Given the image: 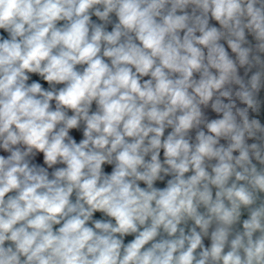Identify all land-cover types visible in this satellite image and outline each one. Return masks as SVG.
<instances>
[{"label":"clouds","instance_id":"9594fccd","mask_svg":"<svg viewBox=\"0 0 264 264\" xmlns=\"http://www.w3.org/2000/svg\"><path fill=\"white\" fill-rule=\"evenodd\" d=\"M0 264H264V0H0Z\"/></svg>","mask_w":264,"mask_h":264}]
</instances>
